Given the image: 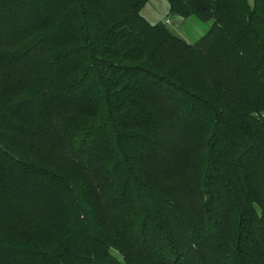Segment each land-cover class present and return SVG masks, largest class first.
<instances>
[{
	"label": "trees",
	"instance_id": "obj_1",
	"mask_svg": "<svg viewBox=\"0 0 264 264\" xmlns=\"http://www.w3.org/2000/svg\"><path fill=\"white\" fill-rule=\"evenodd\" d=\"M147 2L0 0V264H264V0Z\"/></svg>",
	"mask_w": 264,
	"mask_h": 264
},
{
	"label": "crops",
	"instance_id": "obj_2",
	"mask_svg": "<svg viewBox=\"0 0 264 264\" xmlns=\"http://www.w3.org/2000/svg\"><path fill=\"white\" fill-rule=\"evenodd\" d=\"M164 0H159L158 3H162L163 6L160 7L155 1L153 4L156 7L159 6V9L155 11V6H152V9H148L147 5L146 8L143 7L141 10L142 16L151 23L155 24L158 22H162V18L164 16V20L166 23L173 27V30L184 38L186 41L196 42L198 39L201 38L203 34L207 32L209 27H211V22L207 21L204 22L203 20H199L195 16L188 15L186 18L179 17L178 15H171L173 17L172 21L167 15L168 5L164 2ZM152 5V4H151ZM145 8V9H144ZM162 9V10H161Z\"/></svg>",
	"mask_w": 264,
	"mask_h": 264
},
{
	"label": "rangeland",
	"instance_id": "obj_3",
	"mask_svg": "<svg viewBox=\"0 0 264 264\" xmlns=\"http://www.w3.org/2000/svg\"><path fill=\"white\" fill-rule=\"evenodd\" d=\"M154 1H155L160 7L163 6L162 3H158L159 0H148V2L145 4L144 7L146 8V5H147V8H148V9H152V6H153V5L156 7V5L153 4ZM165 1L167 2V0H164V2H165ZM249 1H250V0H249ZM164 2H163V3H164ZM166 2H165V3H166ZM151 4H152V5H151ZM166 4L168 5V3H166ZM159 6L155 8V11H157V10L159 9ZM145 8H144V9H145ZM161 10H162V9H161ZM167 15L169 16V18H170L171 21H172L173 17H172L171 15H169V12H168V11H167ZM162 21L165 22V20H164V16H163V18H162ZM148 22H150V21H148ZM210 22H211V24H212V21H210ZM166 25H167L170 29L173 30V27H172L170 24L168 25V24L166 23ZM210 26H211V25H210ZM173 31L176 32V30H173ZM176 33H177V32H176ZM183 39H184V38H183ZM184 40H185V39H184ZM187 42H188V41H187ZM189 42H191V41H189ZM191 43L193 44L194 42H191ZM198 62L200 63L199 60H198ZM201 66H202V65H201V63H200V67H201ZM250 152H252V151H250ZM250 152H249V153H250ZM246 158H250L249 155H247V156L245 155V160H246ZM251 159H253V158H251ZM258 160H259V159H258ZM253 161H254L253 163H254V167H255V166L257 165V162H258V161H255V159H253ZM247 163H248V166H249V168H250V165H249V162H248V161H247ZM246 170H247V169H246ZM256 176H257V178L260 179V177L262 176V174H261L260 172H258V174H256ZM259 189H260V188H259ZM260 208H261V207H260Z\"/></svg>",
	"mask_w": 264,
	"mask_h": 264
}]
</instances>
